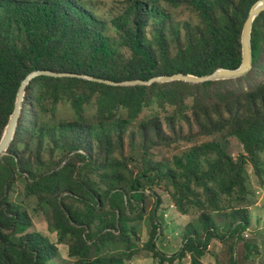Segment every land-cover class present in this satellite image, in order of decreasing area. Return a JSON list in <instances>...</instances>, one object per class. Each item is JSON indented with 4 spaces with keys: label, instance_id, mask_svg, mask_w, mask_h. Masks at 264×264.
Instances as JSON below:
<instances>
[{
    "label": "trees",
    "instance_id": "trees-1",
    "mask_svg": "<svg viewBox=\"0 0 264 264\" xmlns=\"http://www.w3.org/2000/svg\"><path fill=\"white\" fill-rule=\"evenodd\" d=\"M167 1L173 7L183 4L192 7L198 12L203 28L196 27L195 34L189 29L185 44L180 45L175 57L170 58L169 45L164 35L167 16L157 8L158 0H134L122 16L112 21L119 32L121 44L131 55L127 62L120 63L122 58L119 52L113 47L110 37L105 34L106 23L77 0H0V142L15 110L23 80L37 70L81 74L124 82L147 81L153 77L173 74L204 77L219 68L240 67L243 27L251 7L259 0ZM216 5H220V16L215 12ZM150 17L160 19L151 42L146 39L145 33ZM263 21L264 12L257 17L253 25L252 69L258 67L260 61ZM16 29L26 37L23 47L16 43ZM154 45L156 52L153 50ZM208 84L210 83L188 84L174 81L153 83L148 86H113L77 77H38L26 89L19 126L8 151L18 143V138L24 131L25 120L31 118L26 112L28 107L32 109L34 117L30 121L37 122L36 106L35 110L33 107L35 102L40 105L44 101H49L55 107L60 102L70 104L78 120L71 124L57 125L58 127L55 126L49 131L53 133L60 131L61 135L72 132L74 142L69 151L73 152L80 149L78 142L83 135H94L97 128L107 135L109 141L112 129H107L102 120L114 119L115 116L125 114L126 119L123 122L125 126L148 106H162L171 100L175 93L173 88L198 89ZM260 91L250 94L255 95ZM93 102L97 116L102 121L96 127L88 125L84 120L86 106ZM151 130L156 137L162 135L158 122L153 124ZM232 132L243 143L247 152V155L241 156L238 161L229 156L219 143L209 142L193 148L184 157L175 159L181 172H176L173 168L165 174L159 171L158 176L169 182L172 199L181 215H188L189 208L193 206L200 208L202 211L200 222L204 235L201 237L197 231L189 233L184 239L183 247L172 255L163 253L156 247L155 242L151 241L144 249L152 251L159 257L158 264H165L166 261L172 264L175 260H182L187 254L191 256L190 264H203L201 257L213 238L221 241L232 239V252L234 244L243 241L242 234L249 224L246 214L243 220L233 221L227 234L219 235V226L210 213L221 210L219 191L216 190L220 187L221 178L228 176L230 180L228 188L223 187V193L231 195L238 185L242 192L248 189L244 183L238 182V178L245 174L247 156L264 152V116L257 115L251 122L245 124L239 118H235L232 120ZM118 137L122 139L121 133ZM206 154H213L215 158H206L205 168L201 157ZM3 161H7L8 166L3 173L0 172V264H47L56 256L57 249L43 236L27 234L20 244L13 241V236L24 234L31 222L28 215L21 212V209L9 199L11 182L8 178L11 177L13 180L15 169L20 163L13 155L4 158ZM118 165L106 162L102 179L109 180L110 173ZM67 170L69 166L60 172ZM142 175L150 180L146 173ZM115 178L109 189L101 192L96 186L92 188L84 185L79 178L73 176L72 182L79 185L83 194L77 197L76 194L79 193L74 191L72 197L86 205L88 217L74 213L60 199L62 185L65 181L69 182L64 179L62 173L44 175L40 180L28 184L26 188L28 197L38 194L42 199L45 195V198L50 196L54 201L52 229L58 234L59 243L68 246L69 257L75 260L66 264H127L126 261L137 253L135 249L131 250L134 245L130 238L131 229L127 226L131 220L127 215L134 214L131 207L141 208L148 184H144L141 178L135 176L130 177L125 185H121L123 182L121 176ZM179 178H184V181H180ZM195 187L201 188L203 193L200 194ZM202 195L206 196L207 201L201 199ZM42 200L44 201V198ZM156 204H159L158 199ZM96 224L98 230L94 233L93 227ZM154 227H158L156 222ZM120 244H125L126 247L122 249L119 247ZM244 246L250 252L251 243L245 242ZM229 264H238L233 253Z\"/></svg>",
    "mask_w": 264,
    "mask_h": 264
},
{
    "label": "rangeland",
    "instance_id": "rangeland-1",
    "mask_svg": "<svg viewBox=\"0 0 264 264\" xmlns=\"http://www.w3.org/2000/svg\"><path fill=\"white\" fill-rule=\"evenodd\" d=\"M77 1L106 23L105 34L110 37L113 47L119 52L122 58L120 63L127 62L131 56L130 51L121 44L119 32L112 21L122 16L134 0ZM156 5L165 13L164 16H167L164 35L169 45V56L173 58L178 54L180 45L185 44L187 31L190 29L194 33L196 27L203 28V25L198 12L188 5L173 7L167 0H158ZM219 8L220 5L215 6L218 16H220ZM158 21L159 18H149L145 28L146 39L149 42L153 40ZM15 36L18 46L23 47L26 42L24 33L16 29ZM260 40L262 47L260 61L258 67L250 70L249 74L229 79L233 80L232 82L211 81L208 82L210 84L198 89L173 88L175 93L171 100L166 101L162 106H148L136 119L127 122L125 126H123L125 114L115 116L114 119H104L102 121L107 129H112L109 141L107 135L97 128L94 135H83L78 142L80 145L78 151H69L74 142L72 132L61 135L60 131L56 133L49 131L55 126L58 127L57 125L71 124L78 120L69 103L60 102L55 107L49 101H44L40 105L35 102L33 107L35 110L36 106L37 122L30 121L34 117L32 109L28 107L26 112L31 118L25 120L24 131L20 134L18 143L0 160L1 173L8 166L7 161H3L4 158L13 155L20 163L15 169L13 180L11 177L8 178L11 182L9 199L21 209V212L28 215L31 222L24 234L13 236V241L20 244L25 235L39 234L57 249L56 256L47 264H66L75 261L69 257L68 246L59 243L58 234L52 229L51 221L54 216L52 197L45 198L43 195V201L38 194L27 196L28 184L40 180L44 175L50 176L55 173H62L64 179L69 180L62 185L60 199L64 205L74 213L87 217L86 205L72 197L74 191L79 193L76 194L77 197L83 194L79 185L72 182L73 176L79 178L84 185L87 184L92 188L96 186L101 192L109 189L114 183V178L119 175L123 180L121 185H125L130 177L135 176L141 178L144 184H148L141 208L133 206L131 209L134 210V214L127 215L131 220L128 221L127 226L131 229L130 238L134 245L131 250L137 251L126 261L127 264H158L159 257H156L152 251L144 249L151 241L155 242L156 247L163 253L172 255L183 247L184 239L189 233L197 231L203 237L200 208L193 206L189 208L188 215H181L172 199L169 182L158 176V173L159 171L168 173L170 168L181 172L175 159L184 157L193 148L209 142L219 143L235 161L247 155L243 143L232 132V120L239 118L245 124L251 122L257 115L264 116V21ZM153 50L157 51L155 45ZM256 91L260 92L255 95L250 94ZM84 120L88 125L95 127L102 122L97 116L94 102L86 106ZM156 122L162 130V135L157 137L151 130ZM41 129L44 131L42 132ZM120 133L122 139L118 137ZM206 158L214 159L215 156L206 154L201 157L205 168ZM247 159L246 175L243 174L238 178V182L244 183L248 189L242 192L238 185L231 195L223 193V187L228 188L230 180L228 176L221 178L220 187L216 188L219 191L218 200L221 210L210 213L219 226V235L227 234L233 221L243 220L246 214L249 224L242 234L243 241L235 243L232 252V239L221 241L213 238L201 257L203 264H229L232 253L236 256L238 264H264V152H256L254 156H247ZM106 162L119 164L110 173L109 180L102 179ZM67 166L69 170L60 172ZM142 173L150 176V180H147ZM179 180L184 181V178ZM196 191L203 193L201 188H197ZM157 199L159 204H156ZM201 199L207 201L205 195ZM154 222L158 227H154ZM93 230L94 233L97 232L98 224L94 225ZM244 241L251 243L250 252L244 246ZM119 247L124 249L126 245L120 244ZM251 255L255 256L251 257ZM190 262L191 256L187 254L182 260H175L172 264H190ZM165 264L171 263L166 261Z\"/></svg>",
    "mask_w": 264,
    "mask_h": 264
},
{
    "label": "water",
    "instance_id": "water-1",
    "mask_svg": "<svg viewBox=\"0 0 264 264\" xmlns=\"http://www.w3.org/2000/svg\"><path fill=\"white\" fill-rule=\"evenodd\" d=\"M264 12V0L257 1L250 9L248 18L244 24L242 31V62L237 69H224L219 68L215 70L212 74L204 77H198L195 75H183V74H173L170 76H158L150 78L147 81L143 80H132L124 82H114L110 80L98 79L95 77L73 74V73H59L51 70H37L29 75L23 80L16 100L15 110L10 117L8 125L3 133L0 142V160L8 153L9 147L15 138L19 126V120L21 117V109L26 96V89L29 84L36 78L41 76L46 77H77L86 80L96 81L99 83H105L107 85L113 86H135L142 85L148 86L153 83H169L174 81L184 82L188 84H203L211 81H223L229 79H236L246 75L253 65V55H252V30L253 25L257 17H259Z\"/></svg>",
    "mask_w": 264,
    "mask_h": 264
}]
</instances>
